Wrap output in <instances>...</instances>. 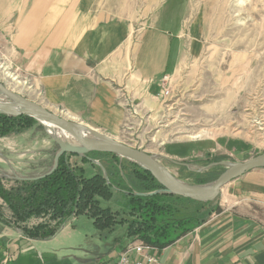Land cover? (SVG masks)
<instances>
[{
    "label": "crops",
    "instance_id": "1",
    "mask_svg": "<svg viewBox=\"0 0 264 264\" xmlns=\"http://www.w3.org/2000/svg\"><path fill=\"white\" fill-rule=\"evenodd\" d=\"M129 6L130 0H20L0 15V47L12 66L42 91L40 105L116 136L125 120L120 90L140 98L142 111L158 112L159 81L179 71L183 55L194 56L199 45L189 37L184 18H176L173 27H163L161 23L172 19L171 13L163 17L159 8L147 18L134 19ZM135 32L139 37L133 43ZM227 144L216 140L175 143L167 145L162 156L201 157ZM173 145L185 148L170 154L166 149ZM230 188L229 204L236 200L239 204L218 203L219 211L211 212L170 246L157 249L161 262L264 264V221L254 207L264 205V168L242 175ZM118 228L122 229L119 238ZM134 240L127 236V224L115 226L101 239L95 229L77 233L68 222L55 237L33 240L0 222V264H18L22 252L41 258L37 249L46 241H115L111 251L116 252L104 261L111 262ZM95 262L94 258L90 264Z\"/></svg>",
    "mask_w": 264,
    "mask_h": 264
},
{
    "label": "rangeland",
    "instance_id": "2",
    "mask_svg": "<svg viewBox=\"0 0 264 264\" xmlns=\"http://www.w3.org/2000/svg\"><path fill=\"white\" fill-rule=\"evenodd\" d=\"M19 1L0 0V15L8 13L10 6ZM129 8V16L134 19L147 18L159 8L165 13L163 17L171 13L172 19L161 23L163 27H173L176 18H184L189 37L195 38L199 45L195 55L184 54L179 71L168 76L172 97L159 104L158 112L148 108L142 111L138 108L140 98L120 90L123 105L128 101L124 108L125 120L119 133L109 136L151 155L177 181L194 186L209 185L228 165L264 153V0H130ZM138 37L135 32L133 43ZM0 57V81L23 97L42 103V91L12 66L10 56L1 47ZM46 109L64 116L58 109ZM210 140L229 144L201 157H163L167 145ZM66 141L72 143L71 139ZM184 148L185 145H173L166 150L179 154ZM55 149L52 135L39 123L0 137V175L41 174L52 164ZM117 157L113 161L105 156L89 155L90 161L82 163L79 156H71L69 162L83 168L87 176L99 173L107 179L118 167L125 185L134 189L130 182L133 180L131 161ZM198 180L206 183L199 185ZM231 184L224 186L210 203L172 200L175 209L172 221L192 219L195 226L218 203L239 204L237 200L229 204ZM11 185L12 182H6V188ZM111 191L110 200L98 199L99 206L116 213L119 221H130L132 218L123 208L126 195L115 189ZM254 207L264 221V205ZM69 223L77 233L95 229L92 219L86 215H78ZM104 234L108 231H103ZM117 234L119 238L122 229L118 228ZM116 244L115 241H46L42 249H37L41 258L22 252L17 262L90 264L95 258L97 264L116 252V249L111 251ZM101 254L105 255L99 257Z\"/></svg>",
    "mask_w": 264,
    "mask_h": 264
},
{
    "label": "trees",
    "instance_id": "3",
    "mask_svg": "<svg viewBox=\"0 0 264 264\" xmlns=\"http://www.w3.org/2000/svg\"><path fill=\"white\" fill-rule=\"evenodd\" d=\"M36 124L34 119L26 116L0 115V137L19 133ZM58 151L56 146L51 155L52 164L41 174L21 177L0 175V222L15 227L27 239H51L70 219L86 215L92 219L101 239L107 237V234L102 235L103 231L110 233L115 226L125 223L129 238L162 249L205 220L202 219L195 226L192 225V219L172 221L175 212L172 200L187 199L164 193L151 174L134 162H130L134 180L129 178L134 188L132 189L125 185L126 180L121 178L118 167L109 173L110 179L99 173L87 176L83 168L69 162V158L76 155L62 154L57 167L53 169L54 157ZM89 155L118 160L116 155L91 153L82 157L81 162H89ZM6 182H12L13 185L6 188ZM197 182L199 185L206 183L202 180ZM112 189L126 195L123 208L132 218L130 221H119L116 213L99 206L98 199L110 200ZM214 211H219L218 207L209 210L207 215Z\"/></svg>",
    "mask_w": 264,
    "mask_h": 264
},
{
    "label": "water",
    "instance_id": "4",
    "mask_svg": "<svg viewBox=\"0 0 264 264\" xmlns=\"http://www.w3.org/2000/svg\"><path fill=\"white\" fill-rule=\"evenodd\" d=\"M0 97L2 98L0 100V115L26 116L34 119L43 127V121H47L66 133L67 139L52 136L59 149L54 157L53 169L57 167L59 157L62 154L76 155L80 158L91 153L112 154L126 158L149 172L162 187L164 193L199 203H210L218 197L221 189L227 184L248 172L264 168V153H262L228 165L227 169L209 185L183 184L177 181L154 157L144 151L135 149L82 123L57 115L39 103L10 90L1 81ZM68 139H71L72 143L67 142Z\"/></svg>",
    "mask_w": 264,
    "mask_h": 264
},
{
    "label": "built area",
    "instance_id": "5",
    "mask_svg": "<svg viewBox=\"0 0 264 264\" xmlns=\"http://www.w3.org/2000/svg\"><path fill=\"white\" fill-rule=\"evenodd\" d=\"M1 61V57H0ZM159 97L161 103L171 99L172 91L170 86V79L164 76L159 81ZM128 102V101H127ZM127 102L124 105L127 107ZM98 264H164L157 256V249L146 245L142 241L135 239L128 243L119 252L116 258L111 262H102Z\"/></svg>",
    "mask_w": 264,
    "mask_h": 264
},
{
    "label": "bare ground",
    "instance_id": "6",
    "mask_svg": "<svg viewBox=\"0 0 264 264\" xmlns=\"http://www.w3.org/2000/svg\"><path fill=\"white\" fill-rule=\"evenodd\" d=\"M12 79L15 80L14 77H12ZM43 124H44V127L46 128V130L48 131V133L51 134L52 136L57 137V138L59 137V138H62V139L67 137L66 133H64L63 131H61L55 125H53V124H51V123H49L47 121H43Z\"/></svg>",
    "mask_w": 264,
    "mask_h": 264
}]
</instances>
